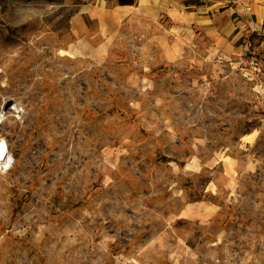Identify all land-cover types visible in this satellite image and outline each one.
Masks as SVG:
<instances>
[{"label":"rangeland","instance_id":"374dc122","mask_svg":"<svg viewBox=\"0 0 264 264\" xmlns=\"http://www.w3.org/2000/svg\"><path fill=\"white\" fill-rule=\"evenodd\" d=\"M80 4L0 0V264H264V69Z\"/></svg>","mask_w":264,"mask_h":264},{"label":"crops","instance_id":"0c3cea01","mask_svg":"<svg viewBox=\"0 0 264 264\" xmlns=\"http://www.w3.org/2000/svg\"><path fill=\"white\" fill-rule=\"evenodd\" d=\"M80 1L74 19L89 15L92 39L136 34L160 61L264 59V0Z\"/></svg>","mask_w":264,"mask_h":264},{"label":"bare ground","instance_id":"6f19581e","mask_svg":"<svg viewBox=\"0 0 264 264\" xmlns=\"http://www.w3.org/2000/svg\"><path fill=\"white\" fill-rule=\"evenodd\" d=\"M1 142H0V163L4 164L6 163V158H7V151H6V146L5 143H3L5 149L3 150L1 147Z\"/></svg>","mask_w":264,"mask_h":264},{"label":"built area","instance_id":"2783aa9c","mask_svg":"<svg viewBox=\"0 0 264 264\" xmlns=\"http://www.w3.org/2000/svg\"><path fill=\"white\" fill-rule=\"evenodd\" d=\"M247 10L250 9V6L249 5H246L245 7ZM255 62H258L259 66H261L263 69H264V59H256Z\"/></svg>","mask_w":264,"mask_h":264}]
</instances>
